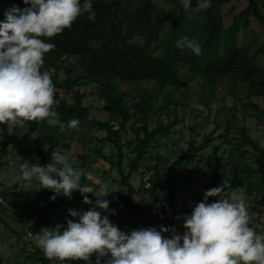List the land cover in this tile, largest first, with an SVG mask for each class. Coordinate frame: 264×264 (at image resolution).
<instances>
[{
	"label": "trees",
	"instance_id": "trees-1",
	"mask_svg": "<svg viewBox=\"0 0 264 264\" xmlns=\"http://www.w3.org/2000/svg\"><path fill=\"white\" fill-rule=\"evenodd\" d=\"M229 1L231 0H211V7L201 10L204 14V20L197 22L192 31H183L169 36L165 44H163L162 38L157 36L155 30L154 0H138V5L132 11H128L127 16L120 14L122 11L121 0H93L94 20H89V14L85 13L73 22L70 29L66 28L61 34L52 38H43L46 42L53 43L55 48L45 55V64L42 70L49 71L52 80L58 77L60 72H65L67 78L63 80L62 87H77L83 80L100 79L99 94L105 101L104 109L120 117L118 126L112 120L100 119L94 113L92 107L85 103V92L77 91L74 93L73 101L64 96H56L59 103L54 106V110L57 113L56 118L64 124V128H68L69 121L76 118L80 121L78 129L88 124L91 128L104 131L107 134L105 139L116 147L118 152L116 165L122 173L121 184L127 188V195L104 198L108 199L110 204L124 205L129 212L139 213L147 217L126 232L149 226L159 229L161 225L170 226L179 222L181 219L180 213L174 209L177 201L173 186L175 168L183 161L184 157L193 152L204 150L216 139L217 128L209 133L199 145H197L194 138L191 139L188 149L181 153L180 158L170 168L168 185L172 198L171 208L174 209L176 217L174 220L171 218L166 206H164L166 220H159L156 218L153 208L146 209L135 204L133 198L134 187L130 182L133 172L139 168L140 162L148 155L153 141L161 134L171 132L177 124V120H174L151 129L148 123L151 114L170 110V104L173 100L171 89H180L187 83L185 80L190 79L189 75H192L191 78H193L194 75L200 74L210 83L228 77L231 84V93L238 100L237 90L239 84L247 87L249 96L254 94L264 96V67L258 66L260 57L264 55V43L254 54H251L250 46L241 47L239 45L235 34L238 26L225 27L223 7ZM246 1L248 2L247 6L235 17V21H241L244 30L250 28L252 18L257 19L264 25V0ZM13 5H19L21 8L25 7L23 0H0V21L5 19V12ZM196 5H198V0H193L191 7ZM185 11L187 10L182 7V14ZM137 37L143 38L144 42L141 44L133 42ZM184 38L194 39L201 44L202 52L199 56L194 55L190 49L176 46L177 42L183 41ZM153 42L161 46V54L154 53L151 48ZM181 67L186 68V76H183L180 70ZM75 74L77 75L75 76ZM116 81L122 83L154 82L157 85V91L130 106L126 102L127 93L117 87ZM161 95H163L164 100L158 105L157 100ZM205 106H208V103ZM133 119L136 120L135 123L140 125L131 124L130 122ZM0 125L4 139L0 145V170L6 164L5 157L10 146L16 142L30 149L41 166H46L51 162L41 147L40 138L31 139L30 131L24 136L18 137L16 128L11 132L7 124ZM44 126L48 130L52 127L57 130L60 128L59 125L50 126L48 122ZM130 127L135 130V138L126 140L123 143V137L127 135ZM191 130L193 133L196 132L194 126H191ZM240 135L243 138V143L250 146L256 153L257 172L261 175V182L264 187V146L250 135L246 127L240 129ZM127 143L130 146L134 145L136 155L131 161L129 172L125 174L123 172V161L125 158L124 146ZM96 152L98 157L109 163L112 162L109 156L102 154V149H98ZM155 160L153 170L156 179L153 180L150 194L161 204L158 191L160 184L163 182V176L160 172V160L158 157ZM206 167L211 180L203 188V194L206 190L218 186L223 179L224 174H221V172L224 170V161L220 154V145L212 147V152L206 161ZM232 168L234 170L233 177L230 185L226 188L229 194L245 186V179L241 174L240 165L233 164ZM4 193L6 198L14 196L24 199H35L41 196L52 197L54 195L50 189L29 191L20 189L18 185L6 189ZM86 195L93 200V203L97 199L92 193ZM213 201L215 199L209 197V202ZM66 206H76L78 211H85L93 205L84 203L83 195L79 191L73 192L71 199L63 195H57L55 200L50 199L44 206H34L37 218L32 230L38 232L50 225L47 215L51 211H57ZM6 209L7 207L0 204V221L5 223L3 212ZM250 226L255 229L251 220ZM183 231L180 230L181 233ZM28 257L40 262V264L57 262L48 259L40 247L36 248V252ZM0 264H3L1 258ZM65 264H88V262L78 263L74 260H66ZM92 264H95V261H92Z\"/></svg>",
	"mask_w": 264,
	"mask_h": 264
},
{
	"label": "rangeland",
	"instance_id": "rangeland-1",
	"mask_svg": "<svg viewBox=\"0 0 264 264\" xmlns=\"http://www.w3.org/2000/svg\"><path fill=\"white\" fill-rule=\"evenodd\" d=\"M154 2V26L157 36L162 38L163 44L174 33L192 31L197 22L204 20V14L198 9V5L191 7L190 10L182 14L183 4L181 0H154ZM121 3L122 11L120 14L127 16V12L132 11L138 5V0H121ZM247 4L246 0H231L223 7L225 27L237 25L238 29L235 34L239 45L241 47L250 46L251 54H254L264 43V25L257 19L252 18L250 28L244 30L242 22L235 21V17ZM143 40V38L137 37L133 42L141 44L144 42ZM151 48L157 55L162 53L161 46L156 42L151 44ZM258 66L264 67V55L260 57ZM180 70L183 76H186V68L181 67ZM189 76L190 79L185 80L187 83L180 89H171L173 100L170 104V110L150 115L148 123L151 129L174 120H177V124L171 132L161 134L153 141L148 155L140 162L139 168L133 172L130 182L134 187V202L146 209L152 208L156 202L159 203L155 199L153 200L150 189L145 188L143 183V173L147 170L154 172L155 158L158 157L160 172L163 176V182L160 184L158 191L162 206H166L171 218L175 217L174 209L185 212L193 208L195 204L203 200V188L211 180L206 167L207 158L212 152V147L220 145V154L224 161V170L221 174L223 173L224 176L218 186L224 184L227 188L233 177V164L240 165L241 174L245 179L243 189L249 215L257 233L263 234L264 187L261 182V175L257 172L256 153L250 146L243 143L240 129L246 127L250 135L264 146V96L258 94L249 96L247 87L239 84L237 90L238 100L231 93V84L228 77L210 83L200 74L194 75L193 78H191L192 75ZM65 78H67V75L62 71L58 77L53 79L56 96H64L73 101L74 93L77 91L85 92L86 98L84 101L92 107L94 113L100 119L112 120L118 126L120 117L104 109L105 101L99 94L100 79L83 80L77 87L69 88L62 87ZM115 84L127 93L126 102L130 106L157 91V85L154 82L122 83L116 81ZM163 100L164 97L161 95L157 100V104L160 105ZM206 103H208V106H205ZM198 105H203V109L198 108ZM46 122L47 120L40 122L28 121L25 122L23 127L13 126L10 127V130L12 132L16 128L18 137H22L30 131L31 139L40 138L41 147L49 157L50 163H54L52 161L53 150L58 148L65 152L69 162L74 166L83 168L86 173L92 174L93 179L91 181L83 180L82 183L90 185L94 191H98L101 184L107 183L110 190H117L108 196L122 197L127 195V188L121 184L122 173L116 165L118 152L116 147L105 139L106 132L91 128L88 124L80 129L60 127L57 130L52 127L48 130L44 126ZM135 122L136 120L133 119L130 123L135 126L140 125ZM191 126L195 127V133L192 132ZM216 128V139L207 148L184 157L183 161L175 168L173 186L177 201L174 209H172V198L168 185L170 168L180 158L181 153L188 149L191 139L194 138L197 145H199ZM134 138L135 130L130 127L127 135L123 137V143ZM3 140L0 125V145ZM98 149H102V154L109 156L112 162L109 163L98 157L96 152ZM124 151L123 172L127 174L130 170L131 161L136 155L134 145L130 146L127 143L124 146ZM5 161V166L0 170V192L5 194L4 191L14 185L29 191L47 189L40 188V183L35 178L31 181H25L22 177V165L31 167L34 164H39L30 149L16 142L10 146ZM155 179L156 177L153 174V180ZM212 198L218 199V197ZM50 199L49 196H41L35 199L8 196L9 207L3 212L6 223L0 221V258L3 260V264H40V262L28 257L36 252L38 238L28 237L24 227L28 226L32 229L37 218L34 206H44ZM69 209L77 210V207L66 206L60 210L51 211L47 215V220L50 224H53L54 228H50V226L46 228L56 229L61 225L66 227L67 219H75L70 216ZM112 209L116 210L115 214H112ZM97 210H100L98 206ZM102 215H108L110 220L123 231H129L136 223L147 218L139 213L129 212L124 205L116 206L115 204H110L108 210L102 211ZM74 261L86 263L83 260ZM92 261H95V255H93ZM51 264H58V262Z\"/></svg>",
	"mask_w": 264,
	"mask_h": 264
},
{
	"label": "clouds",
	"instance_id": "clouds-1",
	"mask_svg": "<svg viewBox=\"0 0 264 264\" xmlns=\"http://www.w3.org/2000/svg\"><path fill=\"white\" fill-rule=\"evenodd\" d=\"M185 10L192 0H181ZM25 7L13 5L0 21V124L23 127L28 121H45L50 126L64 124L58 120L54 106L58 105L51 73L42 70L45 55L55 48L46 42L70 29L73 22L85 13L95 19L93 0H23ZM211 7V0H198V9ZM178 48H187L199 56L201 44L184 38ZM203 109V105L197 106ZM91 118V117H90ZM80 121L73 118L67 127L78 129ZM52 161L21 166L25 181L33 178L40 188L50 189L69 199L75 191L83 195L85 211L69 209L71 217L66 227L43 228L38 234V247L44 255L58 264L66 260H83L92 264H264V234L250 226L251 217L245 202L244 189L229 194L225 185L205 191L203 200L183 216L185 231L161 225L121 230L102 215L108 210L110 193L107 183L98 191L82 183L91 181V173L69 162L67 154L58 148L52 152ZM97 197L95 202L86 194ZM209 197H218L209 202ZM97 206L100 210H97ZM112 214L116 210L112 209ZM179 219V217H177ZM165 233H171L165 236Z\"/></svg>",
	"mask_w": 264,
	"mask_h": 264
},
{
	"label": "built area",
	"instance_id": "built-area-1",
	"mask_svg": "<svg viewBox=\"0 0 264 264\" xmlns=\"http://www.w3.org/2000/svg\"><path fill=\"white\" fill-rule=\"evenodd\" d=\"M153 174H154V172H152L151 170H147L145 173H143V179H144L143 183H144L145 188H147V189H150L153 186ZM153 200H154V198H153ZM0 204H2L4 207H7V208L9 207L8 200L2 192H0ZM152 208L154 209V212L156 213L157 219L166 220V214H165L164 207L162 206V204H159L156 202V203H154ZM177 212L180 213L179 215H180L181 219L179 220V222L173 223L170 226L174 227L178 232H180V230L185 231L184 226H183V224H184L183 216L186 214H191L192 208L186 210L185 212H179L178 210H177ZM175 218L176 217H174L172 219L174 220ZM48 226H50V228H54L53 224H50ZM24 231H25L26 235L30 238H38V234L41 232V230L38 232H34L28 226L24 227ZM164 235L170 236L171 233H165Z\"/></svg>",
	"mask_w": 264,
	"mask_h": 264
}]
</instances>
